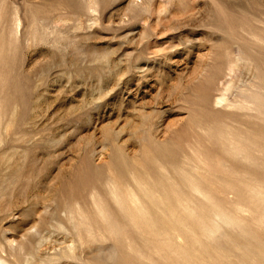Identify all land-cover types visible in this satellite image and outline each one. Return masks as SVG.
<instances>
[{
    "label": "rangeland",
    "instance_id": "obj_1",
    "mask_svg": "<svg viewBox=\"0 0 264 264\" xmlns=\"http://www.w3.org/2000/svg\"><path fill=\"white\" fill-rule=\"evenodd\" d=\"M0 264H264V0H0Z\"/></svg>",
    "mask_w": 264,
    "mask_h": 264
}]
</instances>
